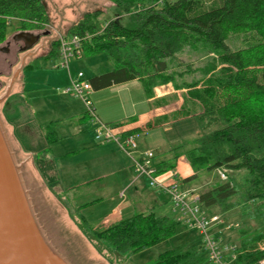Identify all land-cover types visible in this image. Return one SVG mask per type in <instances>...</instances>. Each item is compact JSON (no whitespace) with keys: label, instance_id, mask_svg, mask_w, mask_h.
I'll return each instance as SVG.
<instances>
[{"label":"trees","instance_id":"trees-1","mask_svg":"<svg viewBox=\"0 0 264 264\" xmlns=\"http://www.w3.org/2000/svg\"><path fill=\"white\" fill-rule=\"evenodd\" d=\"M107 1L126 16L124 21H100V11L93 10L84 13L65 35L87 37L81 43L82 52H103L115 66L87 79L92 90L132 80L149 90L165 84L184 90L180 108L153 119L145 128L168 119L197 120L194 141L169 151L174 160L183 155L194 171L230 173L222 183L197 195L196 201L205 208L221 205L228 211L240 206L242 213L247 209L246 216L255 225L240 229L232 264H259L264 259V0ZM9 18L17 22L15 32H48L42 0H0V44L6 40ZM239 37L242 44L236 46L232 40ZM51 44L49 54L56 55L58 42ZM190 46L206 50L217 64L203 70L204 77L186 81L185 74L191 70L179 71L182 63L176 56ZM29 67L35 65L23 69ZM195 106L199 111L193 113ZM46 139H55L52 131ZM153 165L156 173L170 167L166 162ZM80 218L81 230L88 228L93 238L123 254L149 248L179 234L183 227L177 219L156 217L153 212L135 214L104 229H90ZM151 264L211 262L202 243L166 251Z\"/></svg>","mask_w":264,"mask_h":264},{"label":"rangeland","instance_id":"rangeland-1","mask_svg":"<svg viewBox=\"0 0 264 264\" xmlns=\"http://www.w3.org/2000/svg\"><path fill=\"white\" fill-rule=\"evenodd\" d=\"M42 2L49 20L47 27L49 34L41 36L43 32H37L40 37L37 43L26 50L27 52L20 51L21 43L12 40V36L16 34L14 28L17 22L11 20L7 26L6 40L0 44V95L11 81L13 72L18 69L10 95L0 103V116L6 122V127L12 131V140L20 146L22 155L29 154L27 162L35 175L67 217L73 229L104 264H151L158 255L166 251L177 247L188 249L199 246L202 244V236L197 230L185 225L179 234L133 254L119 253L106 241L93 238L88 228L87 232L81 230L80 216L90 229H104L110 223L135 214L153 212L156 217L166 216L170 219H177L178 215L171 212L170 196L161 189L151 187L148 179L138 175L135 170H131L130 174L131 177H138L136 184L124 187L121 178L127 173L123 175L116 168L121 166L123 160L129 163L131 159L115 146L112 147L115 151L122 152L123 160L118 155H103L99 150L89 147V143L96 142L92 121L86 116L79 98L71 94H62L63 89L69 84L70 76L75 77L81 73L87 80L93 75L110 71L115 67L111 59L103 52L94 54L82 52L80 58L69 59L68 71L65 68L56 70L52 68L58 65L59 59L55 54H49L53 49L51 43L57 41V35L65 36L68 28L79 21L84 13L98 10L101 13L98 17L100 21L113 19L122 22L126 16L107 0H42ZM232 41L236 46L242 44L240 37ZM1 49H6L7 52H2ZM176 57L177 61L182 63L179 71L191 70L185 74L186 81L204 77L202 71L208 70L210 65L217 64L215 56L201 50L200 47H186ZM25 65L35 67L23 69ZM124 88L125 86L105 88L106 102L116 99L120 104H124L127 101L125 106L128 109L130 102L124 98L126 95L124 90L115 97L112 95L116 90ZM90 99L94 106L98 103L92 95ZM176 99L172 97L171 103H178ZM192 110L196 113L199 107H192ZM197 130L198 122L195 118L168 119L164 126L142 130L135 139L136 146L142 148L138 149V152L151 151L153 163L166 162L170 166L154 175L157 182H161L160 176H168L173 180L172 183L177 184L179 191L195 189L193 196L222 183L218 171L226 177L230 175L224 169L194 171L183 155L173 159L174 155L168 148L173 149L181 144L192 143ZM210 130L212 129H208ZM49 131L55 136L51 142L46 139ZM80 148L84 149L80 152L75 151ZM132 157L136 158L137 155L133 153ZM187 176L194 177L183 182ZM189 197H192L191 194ZM231 202L235 203V200ZM197 205L206 215L219 217L220 222L208 228L207 232L216 236L221 247L230 243L238 245L240 229L247 230L249 226L255 225V222L246 216L247 209L242 213L240 206L225 211L221 205L208 208L198 202ZM247 206L252 207V203H248ZM114 207L118 209V213L111 215L110 211Z\"/></svg>","mask_w":264,"mask_h":264},{"label":"water","instance_id":"water-1","mask_svg":"<svg viewBox=\"0 0 264 264\" xmlns=\"http://www.w3.org/2000/svg\"><path fill=\"white\" fill-rule=\"evenodd\" d=\"M14 39L22 40L26 51L39 35L19 33ZM11 134L0 116V264H104L55 204Z\"/></svg>","mask_w":264,"mask_h":264},{"label":"built area","instance_id":"built-area-1","mask_svg":"<svg viewBox=\"0 0 264 264\" xmlns=\"http://www.w3.org/2000/svg\"><path fill=\"white\" fill-rule=\"evenodd\" d=\"M13 20L8 19V23ZM87 37L81 36H62L57 35V53L59 59L58 65L52 67L54 70L65 68L69 70L68 61L72 57L80 58L82 54L81 43ZM93 90L89 82L83 78L81 73L75 77H69V84L63 89V94H71L82 102L85 113L94 125V139L97 143H114L123 151L132 161L133 167L138 175H143L148 179L151 187L161 189L170 196L172 204L171 212L177 214V221L190 229L197 230L202 236V243L207 253L208 259L212 264H232L236 260V246L225 244L222 247L217 242L216 237L207 232L208 228L214 227L220 222L216 215L207 216L197 205V197H191L178 190L177 185H163L154 179L156 170L153 165V153L151 151L139 152L137 157H132L136 152V134L120 133L115 127L101 122L95 113V108L90 99ZM221 180L226 176L218 171ZM264 264V259L259 261Z\"/></svg>","mask_w":264,"mask_h":264},{"label":"crops","instance_id":"crops-1","mask_svg":"<svg viewBox=\"0 0 264 264\" xmlns=\"http://www.w3.org/2000/svg\"><path fill=\"white\" fill-rule=\"evenodd\" d=\"M116 86H125L124 89L116 90L112 95L115 97L116 95L121 94V92L124 90L126 92L124 98L128 99V101L130 102L128 109L125 106V103L127 101L124 104H120L119 100L116 99L110 102L109 101L106 102V97H105L106 89L99 90L98 92L93 91L91 95L95 97V99L98 102L96 103L95 106L93 105L98 119L103 123L115 127L116 130L120 133H127L131 131L133 132L135 130H138L140 133L142 130L150 129V128H145L147 123L153 121V119L155 118L167 115L177 110L180 107L179 104L181 102V96L184 93V90H175L171 84L156 86L153 89L149 90L145 88L138 80H132L120 85L115 84L113 86H110L109 88H115ZM11 91L12 90H10V93ZM172 97L177 98L176 100L178 101V103L172 104L171 103ZM111 108H115V109H111ZM166 123L167 122H163L159 126H164ZM92 126L94 125L92 124ZM88 146L96 150H99L103 155H118L120 158H122V152H120L121 150L119 151L120 152L119 153L118 151H115L114 148L112 147L115 146L116 148H118L114 143L99 144L96 142L95 143L92 142L89 143ZM136 148L137 150L134 153V155H138L139 153L138 149L142 150V148H138L137 146ZM81 149L84 148H80L75 151L80 152ZM168 149L170 150V148ZM71 153L73 154L74 152ZM154 164H158V163H154ZM116 169L118 170V172L123 173V175L124 173H127L125 177L122 176L121 178L122 179L121 182L125 185L124 187H132L136 184L138 177L137 176L131 177L130 174L131 170L134 171L131 160H129V163L123 160L121 166ZM177 174L179 175V173ZM188 177L189 176L185 178ZM160 179L161 182L159 183H162L163 185L175 184L174 182L172 183L173 180L170 179V177L168 176L162 175L160 176ZM194 190L195 189L193 188H187L186 190L183 189L181 192L189 193V195L191 194L192 197H197V194L193 196ZM189 198L191 197L188 196L187 199ZM110 213L111 215L117 214L118 209L114 207L110 211ZM207 216H212V214Z\"/></svg>","mask_w":264,"mask_h":264},{"label":"flooded vegetation","instance_id":"flooded-vegetation-1","mask_svg":"<svg viewBox=\"0 0 264 264\" xmlns=\"http://www.w3.org/2000/svg\"><path fill=\"white\" fill-rule=\"evenodd\" d=\"M19 33H25V32H16V34H14L13 36H12V40L14 41V42H16V43H21V45H20V47H19V50L20 51H24L23 50V48H24V43H23V41L22 40H20V39H18V40H16V39H14L15 38V36L17 35V34H19ZM31 34H33V35H38V34H36V33H31ZM40 38V37H39ZM37 43V42H36ZM35 45V44H34ZM33 45V46H34ZM32 46V47H33ZM6 50V49H5ZM1 51H2V49H1ZM3 52V51H2ZM6 52H7V50H6Z\"/></svg>","mask_w":264,"mask_h":264}]
</instances>
